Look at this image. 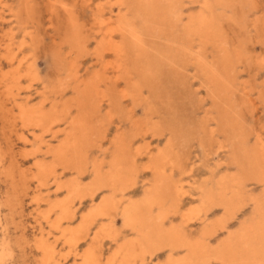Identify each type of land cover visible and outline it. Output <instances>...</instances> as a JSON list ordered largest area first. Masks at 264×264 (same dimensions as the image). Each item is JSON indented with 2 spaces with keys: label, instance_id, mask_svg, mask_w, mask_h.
I'll use <instances>...</instances> for the list:
<instances>
[{
  "label": "bare ground",
  "instance_id": "obj_1",
  "mask_svg": "<svg viewBox=\"0 0 264 264\" xmlns=\"http://www.w3.org/2000/svg\"><path fill=\"white\" fill-rule=\"evenodd\" d=\"M90 1L88 0V2ZM193 1L196 2V0ZM65 2L67 1L55 0L51 3L50 10L51 17H53L51 22L60 21L56 29L57 34L65 36L66 43H69L71 49L77 51L80 57L83 54H89L92 57L94 63L92 69H81L79 62H73L64 76L65 71L60 61L62 53L58 46V50L53 52L51 57L44 55L49 68L44 86L45 91L42 100L31 106L22 99L20 90L23 81L29 83L28 89L33 88L36 84L38 80L37 63L33 61L25 65L24 61L20 59V55L27 49L37 51L40 43L31 33H28L23 43L15 48L14 35H11L5 48V54H3L7 65L15 69V75L13 87L8 90L7 94V100L11 107L7 108L5 104L0 103V110L8 124L10 123L14 128L17 141L20 144L28 146L32 141L30 138H32L39 143V147L31 153L20 154L21 164L13 156L8 162L0 154V181L5 185L2 184L5 188V197L0 201V230L5 232L10 223L15 220V215L21 211V190L26 191L32 185H35L38 191H42L44 188L47 190L50 182L54 181V184L58 186L57 190L67 192V196L52 207L45 219L49 222L50 213L54 209L58 210L60 218L56 219V222L51 221L53 222L51 228L66 239V243L71 247L75 246L76 248L85 240L96 219L112 217L128 196V203L120 210V215L125 226L133 233L134 239L124 240L125 242L118 249L116 248L113 256L107 260V264H113L115 256L118 255L122 257L123 264L137 262L144 264L147 258H156L166 248L171 251L179 249L188 251L184 259L178 260L177 257V261L169 259L167 264L209 263L207 257H209L211 248L206 241L208 238L196 243H188L178 229L168 230L169 227L166 230L165 223L170 213L178 214L177 211L180 210L184 198L190 195L183 183L176 180L174 175L176 170H181L186 163L183 156L181 157V150L184 149L188 153L186 149L189 146L188 141L200 135H204L202 136L203 141H200L203 148L213 147L216 143V133L219 132V130H209V123L217 121L211 117L214 115L209 110L204 111V117L199 119L198 111L201 110L203 102L198 105V110L187 112L186 119L188 121L186 120V122L188 123L186 126L189 131L184 127L185 125L183 126L184 122L179 125L171 117V114L173 115L171 113L173 111L172 99L194 100V95L197 94L196 91V94L192 92V84L188 81L187 72L194 70L197 76H193V79L195 77L203 79L201 82L208 89L210 100L221 117V122H217L218 125L221 126V123L227 122L232 112L231 108L234 104H232V97L235 94L234 82L236 81L234 76L237 74L234 75L236 69H233V60L234 57L239 56V52L238 50L233 52L229 50V41L232 39L228 37L231 39L228 41L229 43L225 39L223 34L225 28L223 29L219 18L215 17L218 12L214 14V7L205 5L200 13L192 14V10L191 15L187 16L184 0H127L126 3H117L120 8L115 20L112 18L103 19L104 16L95 15L91 27L93 33L91 32L90 36H85L77 9L70 7V4ZM230 3V0H219L217 6L230 8ZM187 4L189 5V3ZM76 5L78 8V3ZM126 5L130 6L129 12H123ZM1 9L0 19H3L2 13L5 12V8ZM97 11L102 13L105 10L100 6ZM239 14L237 13V15ZM92 45L95 46L90 53ZM210 46L220 50V63L210 62ZM167 75L170 77L169 81L165 80ZM169 85L174 86L171 88L175 91L169 90ZM14 88H16V93ZM69 94L74 95L73 99H66ZM238 101H240L239 96ZM248 103L246 104L248 105ZM162 110H165V114L161 112ZM235 115L237 116L236 113ZM235 115H232L233 118L236 117ZM240 117L236 118L235 122L226 124L227 127L226 125L222 126L223 132L220 131V134L228 138L226 140L229 143L227 147L232 149V159L240 170V174H238L240 178L252 176L251 180L255 177L260 182H264V154L261 152L259 154L257 151H251L250 154L249 151L244 153L236 147L240 142L244 144V140H246L244 128L241 125L243 121L241 122ZM114 130L116 131L115 135L109 140V136ZM149 136L157 139V143H162L165 140V146L161 149L158 147L160 150L158 149L156 155H153L152 163L147 167L153 176L150 190L142 196L140 202L132 201L130 195L137 180L135 177L138 173V161L144 153L150 150V144L144 148L137 145L141 141H146ZM53 142H57V145H53ZM106 143L109 144V148L103 151ZM94 150L102 153L103 158L92 159L93 162L90 163ZM48 158H53V162H47ZM107 159L108 161H106ZM89 164L92 168V171L90 169L92 180L90 179V182L84 185V183H80L79 178L85 177L89 170ZM59 168H61V172ZM67 171H74L77 178L68 183H62V175H65ZM232 186V183H222L217 195L213 194V190L206 191L207 189H204L206 192L203 193V203L208 211L218 199L219 204L224 206L228 213L226 220H231L235 214V207L228 198L229 193L233 190ZM101 192L104 194L102 198L100 197L101 200L95 209L84 214L81 223L71 225L78 217L79 207L88 199L94 201ZM41 201L43 199L37 197L34 199V204L39 205ZM257 204L259 205V203ZM3 206L7 209L5 215L7 217L3 216L1 212ZM156 208L158 211L153 214ZM192 211L194 212V210ZM258 212L262 218L258 214L260 220L251 227L254 231L264 230V204L260 205ZM197 216L199 215L192 213L185 215L183 217L184 225L193 222L194 217ZM226 220L220 221L217 226H214L215 229L224 233L227 228ZM65 222L68 224L66 227L62 225ZM108 230L106 224L100 227L93 238L95 242L90 245L89 241L91 247L84 254L75 256L79 260L78 264H102V253L97 248V242L110 237ZM215 233L217 231H212V233L205 234L204 237L215 235ZM243 236V238L247 237L245 234ZM25 238L22 235L16 241L22 242ZM11 243L12 240L8 237L0 238V264H4L6 257L12 255ZM234 245L230 242L223 248L217 249L215 255L211 254L212 259L214 258V261L220 264L262 263V246L255 245L245 251H238L239 249ZM37 248L43 252L44 256L42 257L45 258L46 263L62 264L55 259L56 250L53 245L48 244L42 237L37 241ZM246 257L253 258V261L249 262Z\"/></svg>",
  "mask_w": 264,
  "mask_h": 264
},
{
  "label": "rangeland",
  "instance_id": "obj_2",
  "mask_svg": "<svg viewBox=\"0 0 264 264\" xmlns=\"http://www.w3.org/2000/svg\"><path fill=\"white\" fill-rule=\"evenodd\" d=\"M51 1L50 0H0V11L2 10L1 8L3 7L5 8L4 9L5 12L2 13L3 19H0V103L5 104L7 108L11 107L9 104V101L7 100V94H8V90L13 87L15 69L7 65V62L4 59L3 54H5V48L10 41L11 35H14V44H15L14 47L15 48H18L20 44L23 43L24 38L26 37V35H28V33H31L32 36L35 37L40 43L39 49L37 51H33V49H27L25 52H23V54L20 55V59L24 61L25 65L33 61L37 63L38 80L36 84H34L33 88L28 89L29 83L27 81H23L21 90H20L22 99L28 102V104L31 106L38 104L42 100L43 98L42 95H43V92L45 91L44 86H45V81L47 78V70L49 68H48V64L46 63L44 59V55H48L51 57V54L58 50V46L61 48L60 52L62 53V55L60 57V61L62 62L61 66L63 67L65 71L64 76H66L67 71L70 67V64L73 62L75 63L79 62L81 69H84V70L88 68L90 69L93 68L92 66L94 63L92 61V57L89 54H83L80 57L78 52L73 51L69 43H66L67 41L65 39V36L57 34L56 29L58 26V22L60 23V21H57V22L55 21L56 23L51 22L53 17H51L50 5L55 0H53L52 2ZM64 1H67L68 4H70L69 5L70 7L77 9L76 11L78 13V16H80L79 20H80V24L83 27L84 34L85 36H88V35L90 36L93 33V30L91 27L93 24L92 20L94 19L95 15H102L104 16L103 19L112 18L115 20L119 12V8H120L118 4L124 3V2L126 3L127 0H91L90 2H88V0L87 1L83 0V2L82 0H64ZM85 1L87 2V4ZM218 1L219 0H209V1L208 0H196L195 2L193 0H184L185 14L187 16L191 15L190 12L192 10H193L192 14H196V13L198 14L200 13L202 7H204L205 5L213 6L214 14L218 12L217 15L216 16L214 15V16L219 18V20L221 21L223 25V29L225 28L223 30L225 39L227 40V42L232 39L231 41H229L230 43L228 42L229 50H231L232 52L234 50H238L239 52V56L234 57V60H233V63H234L233 69H236L234 70V75L235 73H237L236 74L237 76L235 75L237 78L234 76V80H236L234 82L235 94L232 97V104L234 103L235 105L234 104L232 105V108H231L232 112H231V115L228 121L225 123H221V126L218 125L217 122L218 121L221 122V117L219 115L218 110L213 105L212 100H210L211 98L209 96V93L207 92L208 89L204 87L203 82H201L203 79H201L200 77L198 78L195 77V79H193V76H197L194 70L193 71L190 70L187 72L186 75L188 76V81L192 84V92L194 94L196 91L199 97L195 93L196 95H194L195 96L194 100H191V99L190 100H186V99L179 100L177 98L172 99L171 100V102H173L171 103L173 105L172 110L175 112L173 111L171 112L173 113V115L171 114V117L175 119V121L179 125L183 124L184 122L183 126L185 125L184 127H186V130H188L186 126V124L188 123L186 122L187 114L190 112V110L191 111L198 110L199 109L198 105L200 103L202 104L203 102V104L201 105V110L198 111L199 119L204 117V111L209 110V112L211 114L213 113L212 115H214V116H211V115L210 116L214 118L215 120H217L216 122L209 123L210 125L209 130L211 129L219 130V132L216 133V137H215L216 143L214 144L213 147L203 148L200 141L201 142L203 141L202 136L204 135H200V136H195L191 141L190 140L188 141L189 146H187L186 148L188 150V153H186L184 149L181 150L180 152L181 157L183 156V159L185 160L186 163L183 165L181 170L180 169L176 170L174 175H175L176 180H179L180 182L183 183V185L189 191L190 195L184 198V201H183L182 206L180 207V210L177 211L178 212L177 215H173L174 212L170 213L169 218L166 220L165 228L166 230L169 227L170 228L168 230H171L173 228L178 229L180 232H182L183 236L185 237V241H187L188 243L189 242L196 243L204 238L205 239L208 238L206 241L208 242L209 248L211 249H210L209 257H207V260L209 261V263L207 264H220L219 262L214 261L215 260L214 258L212 259L211 254L215 255L217 249L219 250L221 247L223 248L225 245H227L230 242L232 243V245L235 244L234 246L235 248L239 249L238 251H241V250L245 251L252 246L254 247L255 245L262 246L261 247L262 248L261 250L262 263L261 264H264V239H262L264 238V230L254 231L251 228L254 225V223L258 222L260 218H262L260 217V213L258 212V209L260 210V205L264 204L263 203L264 202V182H260V180L255 177H253V180H251L252 176H243L240 178V175H238L240 174V170L236 166V164H234L235 161L233 162V159H232V155H233L232 149L231 147L229 148L227 147L229 143L226 140L228 138L220 134L221 133L220 131H222L223 129L222 126L235 122L234 120H236V118H239L241 116L240 117V119H242L241 122L243 121L241 125L244 128V132L246 134V135L244 134V137H246V140H244L245 141L244 144H241L240 142L236 147L244 153L249 151L248 153L250 154L251 151L252 152L257 151L259 152V154L260 152L264 154V0H234V1L232 0L233 2L230 0L231 2L230 8H227V7L222 8L220 6H217ZM67 2L65 3L67 4ZM77 3L79 5L78 8L76 5ZM187 3H189V5ZM80 4H83V5H80ZM88 4L89 6H87ZM195 5H197L196 8H195ZM100 6L103 7L105 10L102 13L97 11L98 7ZM124 8H123V12H129L130 6L126 5ZM239 11L241 12L240 13L241 15L239 14ZM242 11L244 12V14ZM237 13L239 15H237ZM221 14L222 16L220 17ZM235 14H236L237 19L235 17ZM230 22L233 24H231ZM240 25L242 28L240 27ZM244 25L246 26V28ZM226 32L228 33L226 34ZM235 35L238 38H236ZM228 37L231 39H229ZM94 46L95 45H92L90 47V50H89L90 53L93 51ZM242 47L243 49H241ZM209 48L211 51V53H209L210 62H213L215 64L220 63L221 61L220 60L221 56L219 52L220 50L217 49V47L213 48L212 46H210ZM237 59L238 60L240 59L239 62ZM169 79L170 77L167 75L165 77V80L169 81ZM169 86H170L168 88L169 90H172V88H174V86L173 87L171 85ZM243 91L245 94L243 93ZM14 92L15 93L17 92L16 88H14ZM238 96L241 102L238 101ZM73 97H74L73 94H69L66 97V99L71 100L73 99ZM246 103H248V105ZM238 104L240 105V107H238L239 106ZM194 106L195 108H192ZM161 112L165 114V110H162ZM235 113L237 114V116L235 115ZM232 115L233 116L235 115L236 117L233 118ZM216 127L218 128L216 129ZM115 132L116 131L114 130L110 134L109 140L113 138V136L115 135ZM147 139L144 142L141 141L140 144L138 143L139 145H137L138 147L144 148L150 144V150L144 153L138 161V173L135 177V180L137 179L138 181L137 180L135 181L137 185L135 184V186H133V189H132L133 192L130 195L132 197L130 198L132 201L140 202L141 199L143 198L142 196H144L145 193L148 190H150L152 181H153V176H152V173L147 169V167L151 165L152 158L156 155V153L165 146V140H163L162 143H157L156 141L157 139L155 138H152L149 136V138ZM30 140L32 141L30 142L28 146H23L22 144H20L17 141V134L14 131V128L12 127V125H10V123L8 124L6 117H4L3 112L0 110V154L1 156L7 159L8 162L11 156L15 157V159L19 163L22 162V158L20 157L21 156L20 154H22L23 152L31 153L36 148L39 147V143L35 142L34 139L30 138ZM52 144L57 145V142H53ZM190 145H193V146H190ZM241 145L243 146L241 147ZM221 146H223L224 148ZM108 148H109V144L106 143L104 145L103 151L104 150L106 151ZM154 149H155V152H154ZM207 149H210V150H207ZM152 150H153V153H152ZM183 154L187 157L185 158ZM102 158H103V154L98 152V150H94V152L91 155L90 163L93 162L92 159H102ZM46 160L49 163L53 162V158L51 159L48 158ZM106 161H108V159ZM187 163H188V166H187ZM90 169L92 171V168L90 167V164H89V170L87 171L85 177L79 178V181L81 180L80 183H84L85 185L88 182H90V179L92 180ZM59 171L61 172V168H59ZM236 175L238 178L236 177ZM76 178H77V174L74 171H67L65 175H62L61 182L68 183L69 181L76 179ZM245 178H247L248 180L247 179L244 180ZM257 180L259 183L257 182ZM222 183H227V184L232 183L233 185L232 186L233 190L228 195L229 200L232 202L233 206L235 207V212H234L235 214L231 218V220L230 219L226 220L228 213L226 212L225 207L219 204L218 199H216L217 203L215 201V204L211 208L210 211H208V208L203 203V193L206 191L213 190L212 192L214 195L219 194L220 188L222 187ZM2 184L4 185V183L0 181V197H1L0 201H2L1 199L5 197V188H4L5 185L3 186ZM47 187H48L47 190L46 188H44L42 189V191H38L35 188V185H32L26 191L21 190L20 192L21 211L19 212L18 215H15V220L12 223H10V225L8 226L5 232L0 230L1 239L8 237L10 240H12V243L10 244L12 255L9 257H6V260H4V264H51V263H46L45 258L42 257L44 256L43 252L37 248V241L41 239V237L45 241H47L48 244L53 245V247L55 248L56 250L55 259L56 260H58L62 264H78L79 260H77V257L75 256L84 254L86 250L89 247H91L89 246V243L91 242L90 245H92V242L93 243L95 242L93 240L95 233L104 224H106V226L109 229L108 234L110 235V237L102 239L99 243L97 242V248L98 250H101V253H102V264H107L108 262L107 260L113 256L114 254L113 252H115L119 248V246H121L125 241L129 240V238L134 239L133 233L125 226L123 218L120 215L121 214L120 210L124 208L125 205L128 203L127 201L128 196H127L124 199V202L120 205L121 207L116 210V212L113 214L112 217L98 218L95 220L93 225L90 227L91 229H89L85 237V240H84L85 243H83L84 242L83 241L79 245H77L78 247L76 248L75 246L71 247L69 244L66 243V239H64L61 235L56 233L51 228L53 222H56L58 218H60V214L58 210L54 209L53 210L54 212L52 211L50 213L49 222L45 219L46 214H48V212L52 210V207L57 202H60L66 198L67 192L65 191L61 192L62 190L58 191L57 190L58 186L54 184V181H51ZM204 189L205 190L207 189V190L204 191ZM103 194H104L103 192L99 193L94 199V201L88 199L82 206H80L78 217L71 225H78L79 223H81L82 216L84 214L92 212L95 209L97 203L101 200ZM37 197H40L43 199V201H41L39 205L34 204V199ZM262 198H263V202H262ZM257 203H259V205ZM1 210H2L1 212L3 213V216H5L7 214V211H6L7 209L4 208L3 206ZM192 210H194V212ZM83 211H86V212H83ZM157 211H158L157 208L154 209L153 214L157 213ZM187 212L192 213L194 215H199L196 218L194 217L193 222L189 223L190 225L189 224L184 225L185 222H184L183 217L189 214ZM204 212L205 213L208 212V213L205 214ZM258 214L260 218L258 217ZM222 220H226V226H227L224 233L223 231L217 230L214 227V226H217L218 223H220V221ZM62 225H64L65 227L68 226L67 222L63 223ZM212 231L213 232L217 231V233H215V235H212V236L208 235L207 237H204L205 234L207 235L209 233H212ZM21 234L25 236L26 238L22 242L21 241L17 242L16 240L21 238L22 236ZM244 234L247 235V237L243 238ZM38 237L40 238L37 239ZM238 240L239 242H237ZM38 251H39V254H38ZM185 252L186 251L180 250V249L171 251L169 248H166L156 258L154 259L147 258L144 264H167L169 259L177 261V258H178V260H181L187 256L188 251L186 253ZM246 259L249 262L253 261V258L249 259L248 257H246ZM121 260H122V257L120 255L115 256L113 264H123ZM132 264H141V263L137 262V263H132Z\"/></svg>",
  "mask_w": 264,
  "mask_h": 264
}]
</instances>
